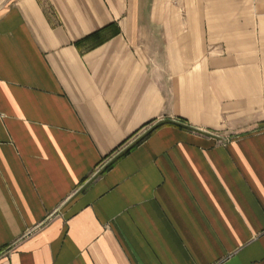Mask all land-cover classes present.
Here are the masks:
<instances>
[{
  "label": "crops",
  "instance_id": "obj_1",
  "mask_svg": "<svg viewBox=\"0 0 264 264\" xmlns=\"http://www.w3.org/2000/svg\"><path fill=\"white\" fill-rule=\"evenodd\" d=\"M0 264H264V0H0Z\"/></svg>",
  "mask_w": 264,
  "mask_h": 264
}]
</instances>
